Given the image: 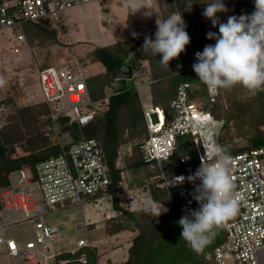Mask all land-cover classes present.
Listing matches in <instances>:
<instances>
[{
    "label": "built area",
    "instance_id": "2783aa9c",
    "mask_svg": "<svg viewBox=\"0 0 264 264\" xmlns=\"http://www.w3.org/2000/svg\"><path fill=\"white\" fill-rule=\"evenodd\" d=\"M103 1L0 0V35L9 32L13 38L11 51L13 54H19L21 48L27 46V23L47 20L59 30L62 14L66 11ZM171 1L174 10L178 11L177 3L180 0ZM144 2L147 6L151 5V0ZM200 51L202 50H190L192 65L196 63L195 53ZM85 69L76 61L75 64L69 63L59 68H37L30 73L37 77V98H41L48 105L53 123L59 116L67 117L70 122L79 125H87L92 121L93 112L87 108L91 101ZM179 69L182 67L179 66ZM25 78L19 74L17 82L21 85ZM185 87L187 85L178 88L177 96L170 104L173 116L167 124L163 112L152 108L143 111L148 137L135 144V147L143 151L144 162L148 163L149 169L154 170L156 167L158 170V174L150 181L155 188L165 191L181 187L178 192L181 217L197 209L193 199V186L196 188L200 181L189 182L186 178L199 168L201 158L213 162V152L220 146L218 127L223 124V121L212 119L208 113L198 111L196 105L188 101ZM205 88L209 101H218L219 91H214L206 85ZM31 94L36 97L33 92ZM101 103L106 104L107 98L100 101ZM205 118H210L211 126L198 122ZM178 136H189L196 152L194 155H183L179 158V172L165 173L161 164L173 154L175 138ZM129 146L126 147L128 152L131 148ZM60 149L57 156L38 163L33 169L23 166L15 173V183L0 189V256L6 257L10 264H90L85 253L76 254L83 248L93 249L90 243L83 239L78 240L76 250L69 253L70 257H61L59 253L52 256L50 263L41 260L40 246L49 253L48 245L54 236L43 217L55 207L82 209L86 204L97 206L105 202L104 204L110 205V209L103 211V215H106L103 219L111 218L109 215L112 210V193L106 192L111 178L109 168L103 164L102 149L94 140L82 141L70 147H64L61 142ZM122 155L120 151L119 156ZM230 156V174L239 198L238 213L224 225L225 240L212 251L206 252L204 259L211 264H264V145ZM123 166L122 160L119 159L116 168L123 169ZM180 176L185 177L182 184H169L166 187L167 181ZM126 180L125 177L123 190L119 192L125 193L126 203L134 209L142 208L149 194L141 189L142 196L136 199L134 195L129 199L127 188H138ZM101 192V195L94 197ZM29 221L34 222L35 245L21 246L6 238V229Z\"/></svg>",
    "mask_w": 264,
    "mask_h": 264
},
{
    "label": "trees",
    "instance_id": "16d2710c",
    "mask_svg": "<svg viewBox=\"0 0 264 264\" xmlns=\"http://www.w3.org/2000/svg\"><path fill=\"white\" fill-rule=\"evenodd\" d=\"M156 1L158 15L156 19L162 20L175 11L171 0ZM194 1H179L181 9L178 11L186 22L185 30L191 41L189 45H186L185 52L181 53L178 58L169 61L168 68L160 63L162 59L160 54L153 55L150 49L143 47L145 37L154 39L157 28L127 40H117L110 45L92 47L93 49L87 55V61H80V64L87 70V90L91 101L87 108L93 112V119L87 125L70 122L69 118L64 116H59L53 123L48 105L41 98L35 97L31 92L28 93V89L32 86L27 77L24 83L19 84L18 87L11 86V96L0 101V108L6 110L4 117L0 114V121L3 120L0 125V189L9 186L10 176L23 166L33 169L38 163L57 156L61 151V142L64 147H70L82 141L94 140L102 149L103 164L109 168L111 178L106 192L112 193V210L119 213L106 221V234L138 232V235L133 239V244L127 250L126 259L119 264H158L157 259L160 254L158 250L166 243L170 232L178 230V236L181 238L182 228L178 224L181 218L179 213L181 202L178 192L181 187L159 191L150 182L152 177L158 174V170L156 167L154 170H150L148 163L144 162L143 151L139 150L137 146L135 147V144H139L148 137L143 116V111L148 109L140 108L141 101L137 85L120 88L113 86L114 80L117 79L112 76L114 71L124 70L129 66L131 78L148 76L151 108L165 114L166 124L173 116L170 104L176 98L178 88L187 85L185 92L188 101L196 105L198 111L208 113L212 119L218 122L223 121V124L218 127L220 133L218 142L220 147L226 149L230 155L264 145V92L258 93L251 100V102L255 101L259 117L257 118L255 111H251L253 116L255 115L256 119L253 122L258 130L257 134L249 138L248 145L230 149L225 143L220 142L221 134L227 129L229 120L227 115L218 112L225 108L224 92L220 90L218 101L211 103L204 83L197 78L192 69L190 59V50H203L205 44L210 42L207 40L208 38L200 40L201 38L195 36L197 32L191 30L190 25L194 17L190 12L196 11L197 8L194 7ZM251 3H254V0ZM253 11L254 7L249 8L245 14H251ZM25 32L30 43L37 42V40L38 43H41L48 39L56 44L60 42V33L47 20L27 23ZM45 64L40 65L39 69L52 67ZM92 64L103 67V75L101 73L100 77L99 74L96 75L91 68ZM179 66L182 69H179ZM117 80L124 81L125 79L118 78ZM106 89L110 92L106 93ZM105 98H107V103L100 104V101ZM251 102L249 101L248 104H252ZM1 117L3 118L1 119ZM120 123L122 126L118 127ZM125 130H127L126 134ZM187 140H191V138L189 136L175 138L173 154L161 164L165 173L181 170L179 158L186 155L185 142ZM127 145L131 146V148L129 146L130 154V151L126 150ZM120 151L123 153L121 157L119 156ZM119 159L123 162V169L116 168ZM122 175L127 178L126 181L130 185L135 184L138 190L143 189V192L148 193L153 200L161 202L167 208V214L153 217L150 212L144 210V207L132 210L126 203L125 194L119 192L123 190L124 186ZM194 188L195 186H193L195 194ZM101 194L102 192L94 197ZM196 205L198 208L197 202ZM226 222L215 229L214 239L203 251L196 252L188 247L187 260H192L189 264H211L204 259V255L225 240L224 225ZM181 241L185 242L184 239ZM81 253L86 254L90 264L95 263L97 256L94 249L83 248L76 254ZM60 256L67 258L70 257V254L65 253ZM176 260L179 264H187L182 255Z\"/></svg>",
    "mask_w": 264,
    "mask_h": 264
},
{
    "label": "rangeland",
    "instance_id": "374dc122",
    "mask_svg": "<svg viewBox=\"0 0 264 264\" xmlns=\"http://www.w3.org/2000/svg\"><path fill=\"white\" fill-rule=\"evenodd\" d=\"M252 1L253 0H223L228 11L217 13L219 22L226 23L229 16H240L245 14L249 8L254 7V3H251ZM194 2V7L197 8L196 11L192 10V12H190L194 17L190 26L191 30L197 32L195 33L196 35H194L201 38L200 40L203 41V38H207V33L209 31L218 34L219 25L213 27L211 21L202 15L204 8L207 6V0H195ZM180 4L181 2L177 3V9L179 10L181 9ZM145 6L147 8H142L135 14L128 13L127 8L124 6V0H104L102 3H90L73 8L62 14L60 29H55L61 36L58 44L51 42L49 39L41 43H38V40L37 42L34 41V43H30L28 38L27 46H23L19 54H13L11 51V41L13 38L10 36V33L6 32L1 34L0 101L11 96V86H19L17 82V76L19 74L23 77H28V82L32 86L28 89V93L33 92L36 97H39L37 77L30 73H33L37 68L41 67L40 65L43 66V64L46 63L45 65L59 68L69 63L75 64L76 61H87V55L94 46H105L112 44L116 40H127L133 37V33L142 35L157 28V1L151 0V5L147 6L145 4ZM146 12H151V15H145ZM196 12L197 15H195ZM207 40L210 41L207 44H215L214 39ZM91 68H93L96 75L99 74V77L100 73L103 75V67L92 64ZM117 79H115L113 83V86L116 88L137 85L141 101L140 108H151L148 76L145 75L137 79H125L124 81ZM221 91L224 92L223 103L225 108L218 112L227 115L229 120L227 121V129L223 131L224 136L223 132L221 134L220 142L222 144L225 143L228 146L227 148L230 149L245 147L249 143V138L257 134L258 130L253 122V120L256 119L255 115L253 116V113H251V111H255L257 118L259 117L255 101L251 102L252 96L239 85L231 90L221 89ZM105 92L109 93L110 91L106 89ZM249 101L252 104H248ZM245 104L248 105L245 106ZM0 114L4 117L6 110L0 108ZM3 117H1V119ZM2 121H0V125ZM198 122L204 126H211V122L206 119H200ZM120 126H122V123H120L118 127ZM185 144L186 155H194L196 151L191 140H187ZM130 153L131 150L129 154ZM171 165L170 163V167ZM16 177L14 173L10 176V184L15 183ZM31 187L34 188L35 186ZM126 192L129 199L134 195L136 199L143 195L141 190H132V188H127ZM104 203L102 202L101 205L99 204L97 206L86 204L82 209L79 207L59 206L50 210L49 213L43 217V220L50 227L53 235L58 234L57 236L60 240L58 244L56 242L50 243L52 245L49 246V253H46L43 247L39 248L41 260L44 263H50L52 256L62 252L63 249L74 250L76 242L79 239L87 240L92 245L98 244V246L95 247L98 251L100 264H106L105 262L108 258H110V262L108 261L109 264H118V262H122V260L126 259L127 250L133 244V239L138 235V232H123L119 237L114 238L115 242L109 243L106 246L103 240L104 237H106V232H104V230L107 220L103 219L106 216L103 215V211H109L110 205ZM127 205L130 206L129 204ZM142 207H144V204ZM130 208L132 210L134 209L133 206H130ZM110 211L111 213L109 216L111 218L119 214L113 210ZM167 211L163 212L161 215L165 216ZM91 221H96L98 223L97 229L93 226L89 228L92 230H87L86 233L84 229L81 231L77 229L80 223L83 224V222ZM33 227L34 222L29 221L21 223L6 229L5 236L6 238L16 241L21 246H32L35 245ZM178 232V230L170 232L169 237L166 239V243L160 246L158 250V252L160 251L158 255L159 259H157L158 264H179L176 258L181 255L186 259L187 264L191 263L192 260H187L188 247L190 246L186 241H181L183 238L178 236ZM57 245L59 246L58 248ZM104 250L107 251L104 252ZM116 250H118L117 253L115 252ZM0 264H10V261L6 257L0 256Z\"/></svg>",
    "mask_w": 264,
    "mask_h": 264
},
{
    "label": "clouds",
    "instance_id": "9594fccd",
    "mask_svg": "<svg viewBox=\"0 0 264 264\" xmlns=\"http://www.w3.org/2000/svg\"><path fill=\"white\" fill-rule=\"evenodd\" d=\"M202 15L219 25L218 34L209 31L207 44L195 53L196 63L192 65L197 78L214 91L231 90L239 85L254 97L264 92V0H254V11L240 16L232 15L226 23L219 22L217 13L227 12L223 0H207ZM128 13L135 14L145 6L144 0H124ZM145 15H151L146 12ZM155 38L145 37L143 47L153 55L160 54V63L168 68L169 61L185 52L191 38L185 30L187 25L179 11L170 13L162 20H156ZM136 34L133 33V36ZM213 162L201 158V164L194 174L186 179L200 181L193 199L199 207L183 215L178 224L182 228L181 238L196 252H201L215 237V229L238 213L239 198L230 174L232 157L223 147L213 152ZM185 177L167 181L166 187L182 184ZM190 203V202H189ZM144 210L159 217L167 209L161 202L148 197Z\"/></svg>",
    "mask_w": 264,
    "mask_h": 264
},
{
    "label": "crops",
    "instance_id": "0c3cea01",
    "mask_svg": "<svg viewBox=\"0 0 264 264\" xmlns=\"http://www.w3.org/2000/svg\"><path fill=\"white\" fill-rule=\"evenodd\" d=\"M101 39V38H100ZM93 40V39H92ZM117 41V40H116ZM115 41V42H116ZM114 43V42H113ZM90 44V43H89ZM110 45V44H109ZM100 221H101V218H100ZM102 221H103V219H102ZM47 225V224H46ZM94 226V228H98V223L96 222V221H91V222H83V224H79L78 226H77V229L79 230V231H81V230H83L84 229V232L86 233L87 232V230H92V229H89V228H91V227H93ZM104 230V229H103ZM104 232H106L105 230H104ZM121 234H123V232H121V233H118V234H115V235H108V234H106L105 236L106 237H104V240H103V243H106V246H107V244H109V243H113V242H115V240H114V238L115 237H119ZM35 235V234H34ZM58 235V234H57ZM56 234L53 236V238H52V240L50 241V243L52 242H56L57 244H58V241L60 240V238L57 236ZM80 240V239H79ZM35 241V240H34ZM96 241V240H95ZM99 241V240H98ZM97 241V242H98ZM78 242V241H77ZM77 242H76V246H77ZM49 243V245H48V247L49 246H51L52 244H50ZM56 243H54V244H56ZM36 244V243H35ZM90 245L93 247V249L95 250V252H96V260H95V263L96 264H100L99 263V255H98V251H97V249H96V247L95 246H98V244H95V245H92L91 243H90ZM75 246V249L74 250H69V249H63V251L62 252H60L61 254H65V253H70V252H73V251H75L76 250V247ZM40 247H43V246H40ZM59 246L57 245V248H58ZM44 248V247H43ZM46 250V249H45ZM105 251H107V250H104V252ZM49 252H50V247H49ZM116 253L118 252V250H116L115 251ZM56 254H59V253H56ZM126 256H127V254H126ZM126 256H125V258H126ZM110 258H108V259H106V264H109L108 263V261L110 262V260H109ZM125 260V259H124ZM124 260H122V261H124ZM117 262H118V260H117ZM120 262H118V264H119Z\"/></svg>",
    "mask_w": 264,
    "mask_h": 264
},
{
    "label": "water",
    "instance_id": "95a60500",
    "mask_svg": "<svg viewBox=\"0 0 264 264\" xmlns=\"http://www.w3.org/2000/svg\"><path fill=\"white\" fill-rule=\"evenodd\" d=\"M114 78L120 79H130L131 78V68L128 66L124 70H116L112 73Z\"/></svg>",
    "mask_w": 264,
    "mask_h": 264
},
{
    "label": "bare ground",
    "instance_id": "6f19581e",
    "mask_svg": "<svg viewBox=\"0 0 264 264\" xmlns=\"http://www.w3.org/2000/svg\"><path fill=\"white\" fill-rule=\"evenodd\" d=\"M205 119L210 122V118H205Z\"/></svg>",
    "mask_w": 264,
    "mask_h": 264
}]
</instances>
